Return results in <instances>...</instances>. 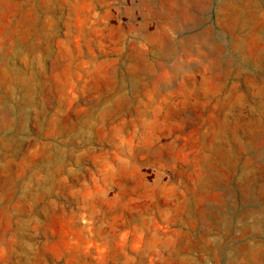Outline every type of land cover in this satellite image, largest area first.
I'll return each instance as SVG.
<instances>
[{
    "label": "rangeland",
    "instance_id": "rangeland-1",
    "mask_svg": "<svg viewBox=\"0 0 264 264\" xmlns=\"http://www.w3.org/2000/svg\"><path fill=\"white\" fill-rule=\"evenodd\" d=\"M0 264H264V0H0Z\"/></svg>",
    "mask_w": 264,
    "mask_h": 264
}]
</instances>
